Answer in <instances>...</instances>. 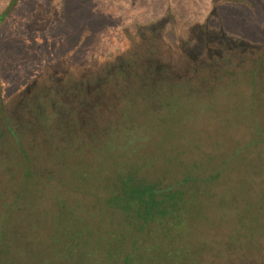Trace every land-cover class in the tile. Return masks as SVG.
I'll return each instance as SVG.
<instances>
[{
  "label": "rangeland",
  "instance_id": "obj_1",
  "mask_svg": "<svg viewBox=\"0 0 264 264\" xmlns=\"http://www.w3.org/2000/svg\"><path fill=\"white\" fill-rule=\"evenodd\" d=\"M6 18L0 264H264V0H19ZM124 158L164 184L218 175L145 229L146 208L108 204Z\"/></svg>",
  "mask_w": 264,
  "mask_h": 264
},
{
  "label": "trees",
  "instance_id": "obj_2",
  "mask_svg": "<svg viewBox=\"0 0 264 264\" xmlns=\"http://www.w3.org/2000/svg\"><path fill=\"white\" fill-rule=\"evenodd\" d=\"M18 2L19 0L9 1L8 5L5 7V9L3 10L0 16V24L7 19L6 18L7 15H10V13L16 7ZM129 71H131L130 68ZM257 74L258 72L255 74V77ZM128 76L129 75L127 73V69L124 67V69H120L118 74L113 75L112 78L116 80L118 79V77H120L125 79L126 80L125 82H127ZM157 76L167 81V82H160L161 84L159 85L164 84L166 85V87L174 86V85L176 87L178 85L180 86V83H177L174 79H172V76L174 78V75L171 72L170 73L157 72ZM1 92L2 90L0 89V98L2 101ZM194 93L196 94L195 90ZM180 98L181 97H177V99ZM2 104L5 109L4 103ZM178 108L180 107L178 106ZM124 116L127 117L126 115ZM1 122H3V119L1 120ZM154 131L155 129H152L149 132L153 133ZM168 138L169 136L166 139ZM22 151L24 152V156L22 155L21 156L26 161L29 162L30 160L27 150L23 148ZM126 156L127 155H125V158ZM125 160L126 161L123 162L120 166L117 162H114L115 165L113 166L112 178L115 180L114 181L115 188L114 190H112V193L109 195L111 199L110 202H108V204L112 205V210H116L117 212H125L127 214L128 212H126V210L132 208L134 210H138V214L142 216H143L144 208H146L147 209L146 218L144 220L141 216H140L141 219L139 218L140 222L145 221L146 224L144 227L145 229L150 225L147 223L149 222L151 223L155 221L156 216L153 215L154 213H159L160 218L158 217V219L161 220L162 219L168 220L167 218L170 217L172 219L180 220L181 218H183L184 214H189L190 211L188 210V208L191 199L190 198L188 199L185 190H187L188 188L192 189V185H190L191 182H195V181L211 182L213 179H216V176L218 175L217 173L214 175H210V177H208L205 180L197 176L187 175L177 183L164 184L161 179L151 180L148 179L147 176L141 175V168L149 164L146 161H137L135 164L132 163L131 165L130 163H128V159ZM183 184H187L185 189H183L184 187L182 188ZM167 186H170L168 188L169 191L167 190ZM133 214L134 213H130L129 215L127 214V218L131 220L130 217ZM182 220H184V218ZM136 249L134 243L132 251H136Z\"/></svg>",
  "mask_w": 264,
  "mask_h": 264
}]
</instances>
